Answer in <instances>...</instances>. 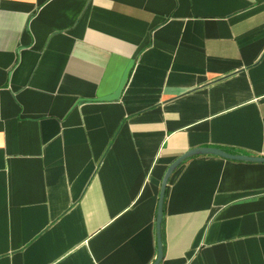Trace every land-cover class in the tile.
Here are the masks:
<instances>
[{
	"label": "crops",
	"instance_id": "0c3cea01",
	"mask_svg": "<svg viewBox=\"0 0 264 264\" xmlns=\"http://www.w3.org/2000/svg\"><path fill=\"white\" fill-rule=\"evenodd\" d=\"M201 146L264 157V0H0V264H153ZM163 205L158 264H264V161Z\"/></svg>",
	"mask_w": 264,
	"mask_h": 264
},
{
	"label": "water",
	"instance_id": "95a60500",
	"mask_svg": "<svg viewBox=\"0 0 264 264\" xmlns=\"http://www.w3.org/2000/svg\"><path fill=\"white\" fill-rule=\"evenodd\" d=\"M196 154H214L223 156L229 159H238V160H248V161H264V157L261 156H251V155H245V154H238V153H231L221 148L216 147H197L188 150L183 155L178 157L167 169L166 175H164L162 184H161V191H160V197H159V203H158V211H157V236H158V255L156 258V261L153 264H158L163 257L164 249H163V240H162V219H163V203H164V195L166 191V187L169 181V178L171 174L174 172V170L188 157H191Z\"/></svg>",
	"mask_w": 264,
	"mask_h": 264
},
{
	"label": "trees",
	"instance_id": "16d2710c",
	"mask_svg": "<svg viewBox=\"0 0 264 264\" xmlns=\"http://www.w3.org/2000/svg\"><path fill=\"white\" fill-rule=\"evenodd\" d=\"M162 221H163V219H162ZM163 222H164V221H163ZM163 222H162L161 233H162V237L165 238V237H164V224H163ZM163 238H162V240H163Z\"/></svg>",
	"mask_w": 264,
	"mask_h": 264
}]
</instances>
